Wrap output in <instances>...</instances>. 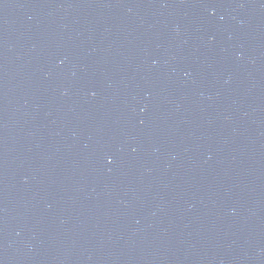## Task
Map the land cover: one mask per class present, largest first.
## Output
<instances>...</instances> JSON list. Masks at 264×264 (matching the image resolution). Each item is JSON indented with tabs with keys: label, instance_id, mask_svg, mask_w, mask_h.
<instances>
[{
	"label": "water",
	"instance_id": "obj_1",
	"mask_svg": "<svg viewBox=\"0 0 264 264\" xmlns=\"http://www.w3.org/2000/svg\"><path fill=\"white\" fill-rule=\"evenodd\" d=\"M0 264H264V0H0Z\"/></svg>",
	"mask_w": 264,
	"mask_h": 264
}]
</instances>
